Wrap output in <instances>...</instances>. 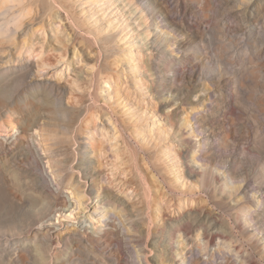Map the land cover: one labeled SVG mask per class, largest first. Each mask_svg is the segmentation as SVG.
Wrapping results in <instances>:
<instances>
[{
	"label": "bare ground",
	"instance_id": "obj_1",
	"mask_svg": "<svg viewBox=\"0 0 264 264\" xmlns=\"http://www.w3.org/2000/svg\"><path fill=\"white\" fill-rule=\"evenodd\" d=\"M85 1L0 0V15L15 9L14 13H21L15 20V36L11 37L10 26L0 29V49L12 43L22 57L23 53L32 58L39 53L38 61L28 59L17 65L16 61L13 65L7 62L8 54L0 53V264H86V259L88 264H121L111 254V244L127 256L125 264H159L161 260L175 264H219L218 260L220 264H244L241 253L234 255L229 238L238 227L252 237L260 232L264 240V184L247 180L246 172L221 142L225 140L223 127H211L207 119L211 111L234 115L240 108L228 97V90L215 95L207 88L211 79L208 75L206 82L197 79L194 90L187 84L193 82L197 68L194 57L202 55L200 46L217 59L241 54L264 57V0H133L147 24L153 91L162 100L161 112L172 110L171 119L183 143L179 154L183 170L188 179L198 178L206 201L231 218L211 212L197 193H181L170 186L153 164L155 153L141 149L128 138L108 104L103 105L102 82L110 83L113 78L110 62L120 53L117 45L124 41L121 35L125 31L101 37L100 28L92 29L86 19L81 23L78 8L88 4L83 13H89L112 7V0ZM225 18L226 23H218ZM47 21L57 27L58 34L67 32L68 39H59L66 49L62 59L68 57L70 42L75 50L80 45L90 55L86 58V52L80 50L90 73L87 81L77 77L75 82L82 93H77L76 101L68 96L76 92L71 93L65 82L46 80L48 77L38 81L35 77L38 69L52 65L51 59L35 50V35L46 32ZM226 34L242 38L240 52L237 46L225 47ZM103 112L114 126L110 134L125 148L122 151L120 142L114 147L120 162L115 167L126 175L120 184L125 189L136 188L141 207L130 206L108 188L102 187L100 193L96 190L93 161L80 131L84 134V123L94 114L99 119ZM222 153L226 154L224 158ZM216 158H222L224 164L218 177L206 164V160ZM142 162L151 166L174 199L182 195L191 201L175 217L163 213L162 226L155 225L156 200ZM38 195L44 200L39 213ZM192 202H196L195 207ZM195 232L198 244L192 238ZM103 245L107 253L102 259L95 250ZM222 245L232 254L221 250ZM254 247L263 250L264 258V242L258 241Z\"/></svg>",
	"mask_w": 264,
	"mask_h": 264
},
{
	"label": "rangeland",
	"instance_id": "obj_2",
	"mask_svg": "<svg viewBox=\"0 0 264 264\" xmlns=\"http://www.w3.org/2000/svg\"><path fill=\"white\" fill-rule=\"evenodd\" d=\"M83 1V3L87 2L85 0ZM87 5L76 10L78 15H80L81 23H83L86 19L85 22L92 29L95 30L96 28H100L103 31L101 37L107 35L109 36L113 33L119 34L120 31H125L121 35V38L124 36V41L118 43L117 45L120 53L117 54L116 58L110 62V71L113 77L110 81L111 84L107 83V85L104 83L105 81L102 82L103 86H101L102 91L100 95L102 96L101 101L103 105L108 104L113 114L122 123L128 138L134 140L135 144H137L141 149L155 153L153 164L159 171L162 172L163 175H165L170 186L181 193H197V198L203 199V205L206 208L208 207L211 212L231 218L228 214L221 212L220 210H216L212 205H210L206 201V196L203 192H201L202 190L198 185V178L188 179L187 174L183 170V161H181L179 154L184 147L179 137L178 130L171 119L172 110L165 112L166 114L161 112L162 100L154 93L152 88L154 84V77L150 69V61L152 59L151 51L149 50L147 44L149 39L147 37V24L143 13L138 11L139 9L135 6L133 0H112V7H110L107 11H104L103 8H97L92 11L93 13L90 11L87 13V10L83 13V9ZM15 10L10 13L0 15V29H5L10 26L12 29L10 33L11 37L12 35L15 36L17 33L15 29V20L19 18V15L21 14L20 12L14 13L16 12ZM85 13L88 15L85 16ZM9 16L10 18L8 19ZM226 22L227 18L220 19L218 21L220 24H224ZM46 26L47 27L44 28L46 30L45 33L40 31L35 35V50L40 53L42 52V55L44 54L43 57L51 59V64L53 66L49 65V67L45 66L46 68L44 67L38 69L37 71L39 72L36 71L37 73H35V77H37V80L39 79L38 81H45L41 79H46L48 77L46 80L51 79V81L58 80L62 83L65 82L67 87L70 85V89L68 90L71 93L74 91L76 92H74V95H68L69 97L71 96L72 98H75L74 100L76 101V99L78 100V94L82 93V91H78L77 82L75 81H77L78 78H83L84 81H87L86 77H89L90 73V67L87 66V63H85L83 54H85L86 58L88 56V58H90V55L86 52V49H83L85 47L79 45L77 50H75L72 42H70L67 53L68 57L66 59L63 57V60L61 55L64 54L63 52H65L66 49L64 47V43L61 44L59 39H68V35H66L67 32L58 34L57 27L51 25L49 21H47ZM241 39L242 38L239 35L232 34L228 36L226 34L223 38L225 41V47L229 48L237 46L236 48L238 52H240L244 47ZM14 46L15 45L11 43L5 50L0 49L2 56L8 54V56L6 55L7 58L4 56L5 59H8V63L11 62L10 64L13 65L16 61L17 65L19 63H24L28 59V61L31 59V62L34 60L35 62L38 61L39 57L36 56L38 52L33 55V58L35 59L27 56L29 55L28 53H23L25 56L22 57V55L16 53L17 46ZM200 48L202 55L194 57L197 65L196 73L194 75L193 82L188 83L187 87L190 90H194L197 79H203L202 81L206 82L204 79L208 75L211 79L207 81V88L215 95H219L225 90L229 91L230 96L228 97L237 103L240 109L235 110L234 115L233 113H225L223 115L222 112L211 111L208 114L210 118L207 117L208 122L211 127H223L222 138L224 137L225 140L223 139L221 142L226 144L228 150L231 151L230 154L233 156L235 162L246 172L247 176H245L247 177V180H251L253 182L258 180L264 184V57L249 58L241 54L239 56H226L222 59H217L213 55L205 52L204 48L206 47L200 46ZM11 50L13 52H11ZM80 50H84L86 53H83V51L81 52ZM128 52L132 53L128 54ZM10 53L12 54V61ZM114 77L116 78L114 79ZM104 113L105 112H103L104 117L100 114L99 116L102 118L99 117V119H97L98 114H94L89 121L84 123L82 130H86L84 133L85 135L82 131H80L82 139L85 138V140L82 141L87 145L93 161L97 177L96 190H100V193L103 191L102 187L108 188L111 191L113 190L112 192L115 193V195L125 198L128 203H131L129 204L130 206L133 207L138 205L137 207H141V199L137 191H135L136 188L132 187V189L129 188L131 189L129 190L123 187L125 189L124 190L120 184L121 180L124 178L126 179V175L121 173V170L118 171L116 169L120 166V162L116 158L114 147L120 145L119 142L121 143V141L113 138V135L110 134H113L114 126H112V123L108 121L109 116H106V118ZM233 116H236V121L233 120ZM111 130L113 132H111ZM82 141L78 140V144H83ZM120 148L122 151L125 149L122 147V143ZM225 155V153H222L223 158ZM112 164H114V166ZM142 164L143 167H145V171L150 175L154 197L156 200L153 211V213L155 212V225L158 224L157 226H162L163 213H166L171 217H175L179 215V213L183 212V210L187 208L186 206L188 203H191V201L189 200V197H183L182 195L180 197L176 196L174 199V196L168 191L165 184L158 177L157 173L153 172L151 166L144 162H142ZM206 164L210 170L214 172L215 177H218L220 172L224 169L222 158L208 159L206 160ZM115 165L118 166L115 167ZM113 167L115 168L112 169ZM0 200H2V196L0 197ZM195 204L196 202H192L191 206L194 205L195 207ZM43 205L44 200L40 195H38L36 199V210L38 213L42 211ZM38 207L40 209H38ZM71 220H73V217ZM192 238L193 241L195 240L194 243L198 244L197 232H195V235L193 233ZM258 241H261V243L264 242L260 232H257L256 237H252L244 231L241 232L238 227L235 235L229 238V242H232L235 253H237H234V255H240L241 253L240 257L242 256L241 260L244 264L246 262V264H264L263 250H255L254 247L257 245ZM235 246L237 248H235ZM111 248L114 249L111 254L120 260L121 264H125L127 263L126 261H129L127 260L128 258L126 255L123 254V256L117 251L114 244H111ZM226 248L227 247L222 245L221 250L232 254V250L230 251L229 248H227L228 250ZM106 250L107 247L103 245L95 251L97 252L98 257L103 259V255L107 253ZM84 262L88 264L89 260L86 259ZM218 263L220 264L219 260ZM159 264L175 263L170 260L166 262L161 260Z\"/></svg>",
	"mask_w": 264,
	"mask_h": 264
}]
</instances>
